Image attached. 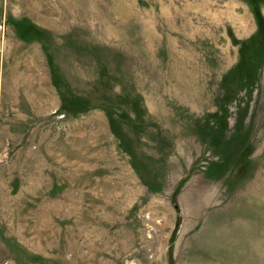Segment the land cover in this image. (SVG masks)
<instances>
[{"label": "rangeland", "instance_id": "obj_1", "mask_svg": "<svg viewBox=\"0 0 264 264\" xmlns=\"http://www.w3.org/2000/svg\"><path fill=\"white\" fill-rule=\"evenodd\" d=\"M0 264H264V0H0Z\"/></svg>", "mask_w": 264, "mask_h": 264}]
</instances>
